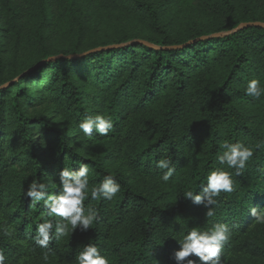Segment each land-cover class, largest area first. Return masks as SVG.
I'll return each mask as SVG.
<instances>
[{"label": "trees", "instance_id": "1", "mask_svg": "<svg viewBox=\"0 0 264 264\" xmlns=\"http://www.w3.org/2000/svg\"><path fill=\"white\" fill-rule=\"evenodd\" d=\"M246 23L264 24V0H0V225L16 229L0 234L6 264H70L89 242L110 264H176L181 233L213 223L232 233L220 264H264V225L250 213L264 208V96L244 94L250 79L264 86V28L215 36ZM96 114L113 120L106 137L78 128ZM225 140L261 144L241 176L218 163ZM162 157L176 169L168 183ZM80 161L89 188L111 174L121 191L89 192L97 221L53 238L45 262L32 237L47 210L24 193L38 179L58 195L60 171ZM216 167L233 173L234 191L209 218L183 192L200 194Z\"/></svg>", "mask_w": 264, "mask_h": 264}, {"label": "clouds", "instance_id": "2", "mask_svg": "<svg viewBox=\"0 0 264 264\" xmlns=\"http://www.w3.org/2000/svg\"><path fill=\"white\" fill-rule=\"evenodd\" d=\"M244 94L256 100L264 96V86L261 80L255 78L248 80L244 87ZM78 128L90 138L93 131L106 137L114 130V124L110 115L96 114L81 120ZM219 147L218 163L225 165L227 169H233L235 176H241L248 162L253 158L254 151L260 148L261 144L246 145L225 140ZM155 166L162 172L159 176L161 182L168 183L172 180L176 169L171 158L162 157L156 161ZM78 168V171L68 168L60 171L58 195L50 194L48 191L52 182L45 184L38 179H32L24 193L31 198L30 207H35L42 201L43 207L47 210L48 218L35 224V235L32 237L33 250L36 247L47 250L42 254L45 262L49 259V245L53 238L57 240L66 238L73 235L77 229L87 232L97 221L98 210L91 205L85 206L84 204L89 192L92 200L112 201L121 191V185L111 174L104 176L98 184L89 188V165L80 161ZM205 181L201 186L200 194L187 189L183 192V196L194 205H203L207 209L205 216L210 218L215 215L213 208L217 203L215 198L221 192L232 193L234 191L233 173L222 167H216L207 173ZM250 213L254 217L255 224L264 225V208L257 210L251 207ZM15 231L16 229L9 224L0 225V234L4 237H12ZM231 235V230L225 223H213L205 228H189L181 233L180 239L176 240L179 250L174 252L173 258L176 264H183L186 259L187 264H196L195 260L189 259L193 256L199 259L200 264H220L222 250L224 245L230 241ZM7 259L4 250L0 249V264H6ZM70 264H110V261L106 255L102 254L97 244L89 242L82 245L81 250L76 253L74 261Z\"/></svg>", "mask_w": 264, "mask_h": 264}, {"label": "water", "instance_id": "3", "mask_svg": "<svg viewBox=\"0 0 264 264\" xmlns=\"http://www.w3.org/2000/svg\"><path fill=\"white\" fill-rule=\"evenodd\" d=\"M247 27H260V28H264V24L263 23H246V24H241L239 25V27H237V29L229 32V33H225V34H220V35H215V36H224L226 34H230V33H233V32H236L242 28H247ZM142 43V42H141ZM143 44L145 45H149L147 43H144ZM120 46H111V47H107V48H99V49H95V50H91V51H88L84 54H80V55H71V56H68L66 57L67 59L69 60H72V59H79V58H83V57H86V56H89L91 54H94V53H97V52H100V51H105V50H109V49H113V48H119ZM60 58H64L62 56H59V57H55V58H51L49 59L47 62L51 63V62H54L56 61L57 59H60Z\"/></svg>", "mask_w": 264, "mask_h": 264}]
</instances>
